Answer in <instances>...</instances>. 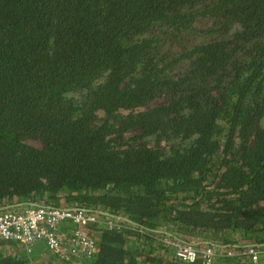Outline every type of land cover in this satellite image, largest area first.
<instances>
[{
  "label": "trees",
  "instance_id": "obj_1",
  "mask_svg": "<svg viewBox=\"0 0 264 264\" xmlns=\"http://www.w3.org/2000/svg\"><path fill=\"white\" fill-rule=\"evenodd\" d=\"M17 203L138 224L83 225L94 254L73 264H202L173 234L248 239L257 258L211 264H264V0H0V208ZM0 264L68 261L0 240Z\"/></svg>",
  "mask_w": 264,
  "mask_h": 264
},
{
  "label": "built area",
  "instance_id": "obj_2",
  "mask_svg": "<svg viewBox=\"0 0 264 264\" xmlns=\"http://www.w3.org/2000/svg\"><path fill=\"white\" fill-rule=\"evenodd\" d=\"M66 204L57 206H43L40 208L25 207L0 212V240H16L19 244L29 246L32 242H45L47 247L59 253L62 259L73 264V258L90 256L95 250L94 238L84 229L83 225L95 222H104L108 228L118 227V220L101 218L100 214L76 210ZM19 209V210H18ZM76 228L71 230V226ZM67 230H66V229ZM178 245L176 256L184 262H193L200 252L204 258L202 264H211L212 259L222 251H216L207 246L198 250L194 245L187 243ZM226 250V249H224ZM228 254L236 253L231 252ZM249 254L256 258L257 249L247 248ZM78 264V261L74 262Z\"/></svg>",
  "mask_w": 264,
  "mask_h": 264
},
{
  "label": "water",
  "instance_id": "obj_3",
  "mask_svg": "<svg viewBox=\"0 0 264 264\" xmlns=\"http://www.w3.org/2000/svg\"><path fill=\"white\" fill-rule=\"evenodd\" d=\"M33 206V203H17V204H11V205H8V206H4L3 208H0V210H12V209H15V208H25L26 206ZM45 205V204H44ZM47 206V205H45ZM65 208H68L70 209V207H65ZM74 209L76 210H82V211H86V212H91V213H97V214H104V215H107V216H110V217H113V219L115 220H119V221H126V222H129L131 224H135V225H138L136 224L135 222H133L132 220H130L128 217H126L125 215H114V214H111V213H108L106 211H101L99 209H88V208H80V207H73ZM143 227V226H141ZM147 229V228H146ZM149 230V229H148ZM151 231V230H150ZM156 233L160 234V235H164L166 237L170 236L172 237L170 234L166 233V232H163L159 229L157 230H154ZM174 235V238H176L178 241H181L183 243H187V244H200L202 242H199V241H195L193 238H188V237H185V236H181V235ZM208 245V244H206ZM257 244L255 243H252L251 240H248V239H241V240H238V241H235V243H232V244H224L222 241H215L212 243V245L210 247H213L214 249H233L235 247H245V248H248V247H253V246H256ZM258 246V245H257Z\"/></svg>",
  "mask_w": 264,
  "mask_h": 264
},
{
  "label": "clouds",
  "instance_id": "obj_4",
  "mask_svg": "<svg viewBox=\"0 0 264 264\" xmlns=\"http://www.w3.org/2000/svg\"><path fill=\"white\" fill-rule=\"evenodd\" d=\"M45 205H47V204H45ZM44 205V206H45ZM48 207L50 206V205H47ZM57 206V205H56ZM51 207H53V206H51ZM70 207H76V206H70ZM158 234V233H157ZM160 235V234H159ZM161 236H163V238H166V239H169L168 237H166V236H164V235H161ZM192 244V243H191ZM192 245H194L195 246V244H192ZM196 247V246H195ZM93 254H94V252H93ZM93 254L92 255H90V256H85L86 258H90V257H93Z\"/></svg>",
  "mask_w": 264,
  "mask_h": 264
},
{
  "label": "bare ground",
  "instance_id": "obj_5",
  "mask_svg": "<svg viewBox=\"0 0 264 264\" xmlns=\"http://www.w3.org/2000/svg\"><path fill=\"white\" fill-rule=\"evenodd\" d=\"M44 205H39V204H35V203H33V208H40V207H43ZM54 254H56L57 256H59V253H55L54 252ZM60 257V256H59ZM61 258V257H60Z\"/></svg>",
  "mask_w": 264,
  "mask_h": 264
},
{
  "label": "rangeland",
  "instance_id": "obj_6",
  "mask_svg": "<svg viewBox=\"0 0 264 264\" xmlns=\"http://www.w3.org/2000/svg\"><path fill=\"white\" fill-rule=\"evenodd\" d=\"M240 240H241V239H240ZM220 249H221V248H219V250H218V249H217V250L215 249V250H216V251H219V252H220L221 250H224V249H221V250H220ZM257 257H258V255L256 256V258H257Z\"/></svg>",
  "mask_w": 264,
  "mask_h": 264
}]
</instances>
